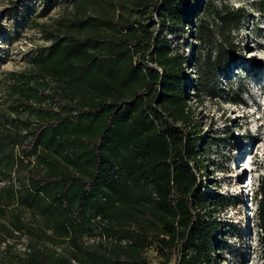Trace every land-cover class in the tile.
Wrapping results in <instances>:
<instances>
[{
	"label": "trees",
	"instance_id": "1",
	"mask_svg": "<svg viewBox=\"0 0 264 264\" xmlns=\"http://www.w3.org/2000/svg\"><path fill=\"white\" fill-rule=\"evenodd\" d=\"M57 1L41 0L44 12ZM63 1L74 4L79 32L49 33L47 50L31 58L34 75L56 83L49 93L25 88L20 105L37 118L5 128L0 172L21 180L48 239L71 247L67 255L36 249L15 264H218L223 226L215 213L226 203L204 190L203 160L219 137L201 134L190 100L222 91L217 76L235 61L231 33L245 10L224 0ZM92 3L99 13L88 11ZM168 35L192 37V53L179 54ZM259 172L250 196L264 258V158ZM83 234L99 240L83 246ZM150 247L162 257L156 263Z\"/></svg>",
	"mask_w": 264,
	"mask_h": 264
},
{
	"label": "rangeland",
	"instance_id": "2",
	"mask_svg": "<svg viewBox=\"0 0 264 264\" xmlns=\"http://www.w3.org/2000/svg\"><path fill=\"white\" fill-rule=\"evenodd\" d=\"M205 1L217 6L223 2ZM224 1L228 6L242 7L247 14L240 28L231 33L236 45L235 61L217 76V88L222 90L217 96L204 95L191 99L190 104L201 134L219 137L203 160L208 186L204 190L218 193L226 203L215 213L223 226L218 264H262L255 216L257 197L250 195L257 187L259 162L264 158V0ZM201 8L204 15H209L205 6ZM99 10L92 3L88 11L97 14ZM76 14L74 4L63 0L45 12L41 0H0V137L5 128L14 130L20 119L28 116L34 122L37 118L36 109L30 112L20 105L25 100V88L35 83L39 90L49 93L56 82L51 77L34 75L31 58L47 50L49 33L77 34L79 31L71 26ZM35 22L40 25L34 26ZM167 37L185 57L196 45L188 35ZM184 71L194 76L192 66H184ZM228 88L234 94L239 92V102L231 101L235 95L226 94ZM29 102L38 107L34 95ZM48 103L46 96L40 105ZM56 106L52 104L54 109ZM14 153L17 159L16 148ZM21 186L13 170L0 172V264H15L36 249L67 255L71 246L66 240L54 243L48 239L51 230L37 209L27 204ZM17 218L22 222L20 228L13 225ZM79 240L83 246H92L99 237L83 234ZM146 251L153 263L162 259L153 248ZM172 262L173 259L169 264Z\"/></svg>",
	"mask_w": 264,
	"mask_h": 264
}]
</instances>
